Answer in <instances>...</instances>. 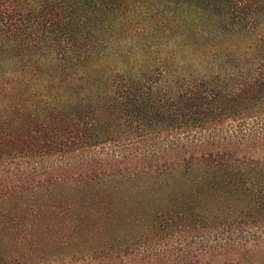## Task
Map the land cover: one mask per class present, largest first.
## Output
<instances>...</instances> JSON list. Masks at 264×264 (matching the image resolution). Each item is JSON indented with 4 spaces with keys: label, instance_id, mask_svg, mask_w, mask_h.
I'll return each mask as SVG.
<instances>
[{
    "label": "trees",
    "instance_id": "1",
    "mask_svg": "<svg viewBox=\"0 0 264 264\" xmlns=\"http://www.w3.org/2000/svg\"><path fill=\"white\" fill-rule=\"evenodd\" d=\"M0 264H264V0H0Z\"/></svg>",
    "mask_w": 264,
    "mask_h": 264
},
{
    "label": "rangeland",
    "instance_id": "2",
    "mask_svg": "<svg viewBox=\"0 0 264 264\" xmlns=\"http://www.w3.org/2000/svg\"><path fill=\"white\" fill-rule=\"evenodd\" d=\"M222 25V23H221ZM241 35V34H240ZM236 35L232 36V37H235ZM243 37H241L240 40H235V39H229V38H224L225 42L221 45V47H228L227 45H231L233 43H236V44H240L244 47V40L242 39ZM161 47L164 49L163 51H170L172 49H174V46L176 48V46L178 45H175L173 43L171 44H165V43H162L160 44ZM113 55H111V57H113ZM232 57H230L229 60H231ZM233 64H238V61L236 60L235 57H233ZM150 136L146 135V136H143V137H140L138 138L135 142H132L130 145H128V147L126 146L124 148L123 151L125 152H129V153H136V152H140L144 149H147V150H153V149H158L160 147V145H162V139L161 137H157L156 135L154 134H149ZM83 155L77 157L76 159L78 160L79 158L81 159ZM48 160L50 161H56L58 160L57 158H49ZM67 160V159H65ZM77 173H82V170L80 169L79 171H77ZM80 191L78 190H73L66 182V180H62L59 184H57L54 188V195L52 196V198L50 199L49 201V204H53V203H58V199L57 198H60V199H63L65 201V198L67 196H72V198L74 199V201L76 202V204L78 205V207H82V205L85 207L87 205H93V211L95 210V204L94 203H91L90 201H87L86 197H85V194L83 193V191L81 189H79ZM57 197V198H56ZM59 205V203H58ZM61 205H64V204H61ZM65 206V205H64ZM82 209V208H81ZM80 209V210H81ZM81 212H83V210H81ZM84 215H86V213H83ZM84 224H88V225H92L90 223H84ZM86 233V232H84ZM83 233V234H84ZM97 240V236L93 235L92 237H89V238H86V236L83 238V242H86V241H92L93 243H95ZM49 248H55L53 250H60L56 245H50Z\"/></svg>",
    "mask_w": 264,
    "mask_h": 264
}]
</instances>
